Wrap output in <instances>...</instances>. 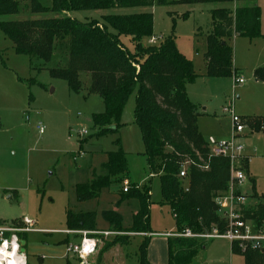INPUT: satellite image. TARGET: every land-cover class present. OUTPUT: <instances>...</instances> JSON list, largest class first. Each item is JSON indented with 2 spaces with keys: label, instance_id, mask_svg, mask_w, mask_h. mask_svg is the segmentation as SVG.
<instances>
[{
  "label": "rangeland",
  "instance_id": "rangeland-1",
  "mask_svg": "<svg viewBox=\"0 0 264 264\" xmlns=\"http://www.w3.org/2000/svg\"><path fill=\"white\" fill-rule=\"evenodd\" d=\"M37 1L44 8H52V0ZM180 1L165 0L159 4V0H155L154 7L81 11L72 15L82 23H102L105 16L153 14L156 41L150 45V38H146L143 45L160 47L172 37L179 52L194 64L197 78L186 91L189 100L204 113L198 119V127L205 140L213 138L226 142L233 138L235 125L224 109L235 98V115L246 126L244 133L237 138L244 147V158L239 167L247 176L241 193L244 191L249 206H255L260 200L254 199V194L264 196V130H251L255 123L253 119H264V83L255 78V72L264 69V0L251 2L261 9L262 37H236L227 41L233 51L235 69L246 81L235 92L233 77H207L204 56L207 39L213 30L211 12L235 9L236 0ZM247 4L250 3L241 0V6ZM24 11L18 16L0 17V22L55 16L51 12L28 13L29 5L24 6ZM121 41L130 52H135L130 37L122 36ZM66 60L61 49L57 50L50 64L18 56L12 42L0 31V222H6L4 228L14 229H24L23 219L34 222L33 231L18 235L20 242H25L20 247L25 252L20 250V254H24L26 264H83L81 259L67 253V244H80L81 236L66 234V211L94 212L97 215L96 230L88 232L87 238L95 241L96 252L86 264H138L139 249L146 235L129 233L133 231V217L139 211V202L122 201L126 196L123 193L126 181L130 188L136 185L141 191L150 189L152 232L175 233L173 237L179 234L170 207L163 205L160 176H152L149 169L142 135L134 119L136 93L129 98L116 131L99 136L100 130L94 126L93 117L105 113L102 98L88 95L89 84L85 83L82 92L76 94L65 81L50 75L49 69L59 65L64 67ZM40 122L45 127L44 135L36 129ZM260 125L264 127L261 121ZM84 131L88 134L80 136ZM119 150L127 157V179L120 183L115 178L97 200L79 203L76 187L86 184L93 175L99 176L108 154ZM244 162L249 163L248 170ZM183 187H189L187 179L183 181ZM105 212L121 215L123 232H115L104 220ZM9 235L11 238L13 234ZM120 239L128 244L124 247L112 245ZM203 243L204 249L195 264H245L242 256L231 253V244L227 240H203Z\"/></svg>",
  "mask_w": 264,
  "mask_h": 264
},
{
  "label": "trees",
  "instance_id": "trees-1",
  "mask_svg": "<svg viewBox=\"0 0 264 264\" xmlns=\"http://www.w3.org/2000/svg\"><path fill=\"white\" fill-rule=\"evenodd\" d=\"M52 8H44L37 0H0V17L18 16L29 5L33 14L53 13L50 19L0 22V31L14 45L15 54L50 64L57 50L64 51L66 63L49 69L51 77L65 81L69 89L79 94L88 85V95H98L105 105V113L95 115L93 124L99 136L115 132L129 98L136 93L135 123L140 129L152 175L160 176L163 205L170 207L178 237L169 238V264H195L204 243L201 239L182 236L187 231L202 234L218 227L225 230L215 199L228 191L230 162L212 157L206 140L199 132L198 119L203 114L187 96V85L197 78L194 64L178 50L170 37L160 47H144L143 41L152 38L154 16L142 13L132 16H105L103 22H79L69 16L73 12L107 11L115 8L154 7L155 0H52ZM232 2V0H181L180 3ZM241 1V0H237ZM252 2V0H246ZM165 0H159V4ZM212 33L207 39L205 53L207 77L232 78L238 73L233 66V51L227 41L235 37L255 39L261 34V9L256 5L238 7L234 13L227 9L211 12ZM114 31V32H113ZM130 37L135 52L121 41ZM256 81L264 83V69L255 72ZM252 128L261 132L260 121L253 119ZM257 120L259 122H257ZM115 127V130L111 128ZM189 163V192H185L179 174ZM245 168L248 165L244 162ZM101 174L92 176L86 184L76 187V200L85 203L97 200L103 190L128 177L127 157L122 150L108 154L101 166ZM116 179V180H117ZM124 193V192H123ZM240 194L237 191V195ZM122 201L137 200L139 211L133 217L131 232L145 234L140 246L138 264H150L147 251L154 234L151 230L150 189L141 191L136 185L129 189ZM248 206L245 216L264 226V196ZM120 201V203H122ZM103 218L115 232H123V219L116 212H105ZM13 224L14 221L12 222ZM6 222L1 221L0 225ZM68 231L94 232L97 215L94 212L66 211ZM12 226V225H11ZM9 234L6 235L9 238ZM123 239V238H122ZM126 246L128 241L112 244ZM235 256H242L245 264H264V252L241 251L232 246ZM101 260V258H100Z\"/></svg>",
  "mask_w": 264,
  "mask_h": 264
},
{
  "label": "built area",
  "instance_id": "built-area-1",
  "mask_svg": "<svg viewBox=\"0 0 264 264\" xmlns=\"http://www.w3.org/2000/svg\"><path fill=\"white\" fill-rule=\"evenodd\" d=\"M155 41V38L150 39V45H152ZM233 78L234 92L237 87L244 86L246 84L245 79L240 75L235 74ZM234 101L235 98H233L230 106L224 109V113L231 116L235 125V135L233 138L226 142H218L217 140L210 138L206 142L208 151L212 157L225 158L230 162V181L228 191L220 194L215 199V204L218 207L217 213L221 221L225 223V230L221 232L218 227H213L211 231L204 232L202 234H193L192 232L187 231L182 236L201 240L223 239L230 242L232 246H238L243 252L247 250L264 252V226H259L254 220H249L245 216L246 208L249 205L247 204L248 199L243 193H241V189L247 182V176L239 167V163L244 158V147L237 142V138L238 135L244 133L246 126L242 119L235 115ZM36 129L41 135H44L45 127L41 122L36 125ZM87 134L88 132L84 131L80 134V136L84 137ZM188 167L189 163H185L180 171L179 177L183 181L188 179ZM124 185L125 187L123 191L124 193H127L130 189L128 181H126ZM237 191H240V194L237 195ZM185 192H189V187H185ZM23 224L24 229H14L13 227L4 228L0 225V244H3L4 241H8V250L12 249L11 245L15 237L17 238L16 243L19 244L18 252H20V247L22 245L18 235L23 232L28 233L33 231L35 225L34 222L28 220L27 218L23 219ZM7 234L13 235L11 238H7ZM67 234H76L81 236L80 244H68L67 253L81 259V261L84 262L83 264H86L87 259L96 252L95 241L87 238L88 232L85 231L67 232Z\"/></svg>",
  "mask_w": 264,
  "mask_h": 264
},
{
  "label": "crops",
  "instance_id": "crops-1",
  "mask_svg": "<svg viewBox=\"0 0 264 264\" xmlns=\"http://www.w3.org/2000/svg\"><path fill=\"white\" fill-rule=\"evenodd\" d=\"M236 2V7L235 9H228L229 11L231 12H234L238 7H245V6H252L254 4L250 3V4H247V5H240L241 1H235ZM103 13V12H102ZM104 14V13H103ZM69 16H71L72 18L75 19V16L71 14H69ZM152 38H155V37H152ZM150 38V39H152ZM236 38V37H235ZM149 39V40H150ZM156 39V38H155ZM149 43V42H148ZM205 57V56H204ZM205 63H206V60H205ZM234 66V69H235V65L233 64ZM237 70V68L235 69ZM237 72L239 73L240 71L237 70ZM238 73H236L238 75ZM240 75V74H239ZM241 76V75H240ZM187 89H188V85H187ZM204 115V113H203ZM202 115V116H203ZM201 116V117H202ZM200 118V117H199ZM0 126H1V120H0ZM251 130L252 131H255V129H253L251 127ZM256 132V131H255ZM207 142V140H206ZM76 159V158H75ZM248 159V158H247ZM248 162H249V159H248ZM249 164V163H248ZM248 168H249V165H248ZM248 170V169H247ZM250 179V178H249ZM245 187V185H244ZM243 187V188H244ZM242 188V189H243ZM243 191V190H242ZM15 193V192H14ZM243 194L245 195L244 191H243ZM246 196V195H245ZM174 218V217H173ZM35 226V225H34ZM67 232H74V231H68L66 230V234ZM177 232V231H176ZM173 234L175 233H154L151 235V240H150V244H149V247H148V251H147V259L149 261L150 264H169V238L170 237H173ZM71 235H76V234H71ZM77 236V235H76ZM69 244V243H68ZM67 244V245H68ZM230 251L232 253V245H230ZM112 252V251H110ZM233 254V253H232ZM24 255V254H23ZM25 257V256H24ZM103 259V258H101ZM26 260V259H25Z\"/></svg>",
  "mask_w": 264,
  "mask_h": 264
},
{
  "label": "clouds",
  "instance_id": "clouds-1",
  "mask_svg": "<svg viewBox=\"0 0 264 264\" xmlns=\"http://www.w3.org/2000/svg\"><path fill=\"white\" fill-rule=\"evenodd\" d=\"M14 237L11 248L12 251H7L8 241H4L3 244H0V264H26L25 257L23 254L20 255L19 259L16 258L17 252L19 250V244L16 243Z\"/></svg>",
  "mask_w": 264,
  "mask_h": 264
},
{
  "label": "water",
  "instance_id": "water-1",
  "mask_svg": "<svg viewBox=\"0 0 264 264\" xmlns=\"http://www.w3.org/2000/svg\"><path fill=\"white\" fill-rule=\"evenodd\" d=\"M111 129L112 130H115V127H112ZM21 245L24 246L25 245V242L24 241H21ZM21 252L24 253L25 250L22 248Z\"/></svg>",
  "mask_w": 264,
  "mask_h": 264
},
{
  "label": "bare ground",
  "instance_id": "bare-ground-1",
  "mask_svg": "<svg viewBox=\"0 0 264 264\" xmlns=\"http://www.w3.org/2000/svg\"><path fill=\"white\" fill-rule=\"evenodd\" d=\"M7 251L11 252L12 249H9V250L7 249ZM20 255H21L20 252H17V256H16V258L19 259ZM23 256H24V255H23ZM25 261H26V260H25Z\"/></svg>",
  "mask_w": 264,
  "mask_h": 264
}]
</instances>
